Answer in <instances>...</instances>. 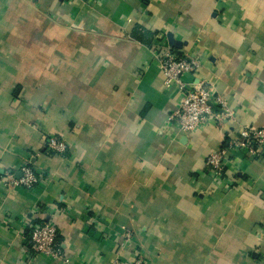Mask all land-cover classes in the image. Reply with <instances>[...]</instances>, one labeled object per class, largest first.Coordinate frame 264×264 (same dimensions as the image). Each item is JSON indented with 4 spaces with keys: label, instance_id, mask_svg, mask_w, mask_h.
<instances>
[{
    "label": "crops",
    "instance_id": "1",
    "mask_svg": "<svg viewBox=\"0 0 264 264\" xmlns=\"http://www.w3.org/2000/svg\"><path fill=\"white\" fill-rule=\"evenodd\" d=\"M159 41L200 59L183 79L213 83L232 119L169 122ZM243 126L264 127V0H0V168L40 176L0 179V264H264V161L205 166ZM50 136L64 153L44 152ZM47 220L61 259L26 244Z\"/></svg>",
    "mask_w": 264,
    "mask_h": 264
},
{
    "label": "built area",
    "instance_id": "2",
    "mask_svg": "<svg viewBox=\"0 0 264 264\" xmlns=\"http://www.w3.org/2000/svg\"><path fill=\"white\" fill-rule=\"evenodd\" d=\"M156 58L163 76L165 89L176 88L180 92V100L168 116L170 123L184 134L196 132L204 124L213 122L221 124L232 119L233 112L226 100L220 95L210 81L189 83L183 79L186 73L195 72L201 66L197 57L176 55L163 41L157 42ZM215 108H213V106ZM46 147L56 154H62L67 148L63 139L55 136L47 138ZM243 150L254 159L264 161V127L254 128L243 126L231 136L225 146L209 153L205 158V166L215 177H221L229 155ZM20 176L16 177L13 170H3L0 179L6 185L23 186L30 188L38 183L40 176L27 165L20 169ZM57 228L53 220L28 224L26 244L33 255H45L53 259L62 258L60 242L57 240ZM123 242H128L133 235L130 231L121 234ZM139 253L135 254L133 264H141Z\"/></svg>",
    "mask_w": 264,
    "mask_h": 264
},
{
    "label": "trees",
    "instance_id": "3",
    "mask_svg": "<svg viewBox=\"0 0 264 264\" xmlns=\"http://www.w3.org/2000/svg\"><path fill=\"white\" fill-rule=\"evenodd\" d=\"M133 32H134L133 34H134L137 38H140L141 41H142L143 43H145V44H148V43H149V39H148L147 41H145V40L143 39V36H138V35L136 34L137 32L144 33V34L146 33L145 35H147V38H148V37H149L150 39L152 38V34L147 33L145 30H143V29L140 28V27H136V28L133 30ZM172 50H173V49H172ZM227 141H228V138L225 139V141L223 142V145H222V146H225L226 143H227ZM44 152H45L47 155H54V154H56L53 150L49 149V148L46 147V146H45ZM27 166L31 167V168L33 169V171H35L34 168H33V165H32V164H27ZM35 172H36V171H35ZM57 240L60 241L59 237H57ZM119 241H120V242H118V243H119V244H118L119 246L125 244V243L123 242V240H122L121 235H120V237H119ZM133 253H134V254H137V253H139V250H135Z\"/></svg>",
    "mask_w": 264,
    "mask_h": 264
},
{
    "label": "water",
    "instance_id": "4",
    "mask_svg": "<svg viewBox=\"0 0 264 264\" xmlns=\"http://www.w3.org/2000/svg\"><path fill=\"white\" fill-rule=\"evenodd\" d=\"M167 38H168V42H169V44L171 45V46H177V43L174 41V40H172L171 38H170V36H167ZM213 106V105H212ZM213 108H215L214 106H213ZM0 174H3V169L2 168H0ZM21 174H20V172L18 171V172H16V177H19Z\"/></svg>",
    "mask_w": 264,
    "mask_h": 264
}]
</instances>
